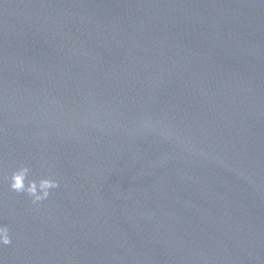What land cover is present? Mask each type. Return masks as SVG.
Here are the masks:
<instances>
[{
  "label": "water",
  "instance_id": "water-1",
  "mask_svg": "<svg viewBox=\"0 0 264 264\" xmlns=\"http://www.w3.org/2000/svg\"><path fill=\"white\" fill-rule=\"evenodd\" d=\"M0 225V264H264V0H0Z\"/></svg>",
  "mask_w": 264,
  "mask_h": 264
},
{
  "label": "clouds",
  "instance_id": "clouds-1",
  "mask_svg": "<svg viewBox=\"0 0 264 264\" xmlns=\"http://www.w3.org/2000/svg\"><path fill=\"white\" fill-rule=\"evenodd\" d=\"M28 172L29 168L24 165L14 169L9 177V186L14 192L27 195L33 204L45 200L49 197L51 190L59 187V181L48 175L27 180L28 182L25 183ZM11 243L8 226L0 225V245H10Z\"/></svg>",
  "mask_w": 264,
  "mask_h": 264
}]
</instances>
